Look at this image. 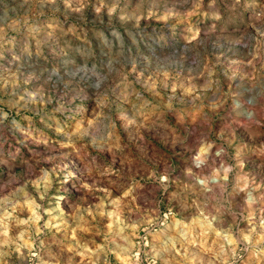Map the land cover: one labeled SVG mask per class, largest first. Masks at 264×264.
<instances>
[{
	"label": "rangeland",
	"instance_id": "obj_1",
	"mask_svg": "<svg viewBox=\"0 0 264 264\" xmlns=\"http://www.w3.org/2000/svg\"><path fill=\"white\" fill-rule=\"evenodd\" d=\"M262 138L264 0H0V264H264Z\"/></svg>",
	"mask_w": 264,
	"mask_h": 264
},
{
	"label": "built area",
	"instance_id": "obj_2",
	"mask_svg": "<svg viewBox=\"0 0 264 264\" xmlns=\"http://www.w3.org/2000/svg\"><path fill=\"white\" fill-rule=\"evenodd\" d=\"M232 106L234 109H239L241 111L244 120L251 121L254 118L255 104L254 95L252 93L247 94L241 102L234 100ZM248 149L250 152L256 153V155L264 158V138L254 143L251 142ZM232 156L235 159V154H232ZM190 164L191 179L204 193H210L216 187H226L229 182V177L234 170L227 147L212 139H204L201 142L198 149L191 155ZM243 165L244 164H242V167ZM237 189L238 193L242 195V200L245 205L254 206L256 204L255 194L257 186L248 176L244 178L243 184ZM199 215L204 219L206 217L202 216V214ZM206 218L208 219L211 217ZM212 219L213 224L215 219ZM259 224L263 225L264 219H261ZM218 232H222V234L227 233L224 229H220ZM217 237L223 241V244L227 243L225 239L221 238V235L218 234Z\"/></svg>",
	"mask_w": 264,
	"mask_h": 264
},
{
	"label": "bare ground",
	"instance_id": "obj_3",
	"mask_svg": "<svg viewBox=\"0 0 264 264\" xmlns=\"http://www.w3.org/2000/svg\"><path fill=\"white\" fill-rule=\"evenodd\" d=\"M226 238V236H224Z\"/></svg>",
	"mask_w": 264,
	"mask_h": 264
}]
</instances>
